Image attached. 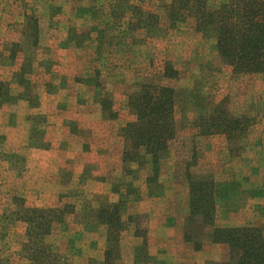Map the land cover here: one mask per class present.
Listing matches in <instances>:
<instances>
[{"label": "rangeland", "instance_id": "374dc122", "mask_svg": "<svg viewBox=\"0 0 264 264\" xmlns=\"http://www.w3.org/2000/svg\"><path fill=\"white\" fill-rule=\"evenodd\" d=\"M168 1L0 0V83L7 85L0 88L2 264H28L25 225L2 217L15 198L37 208L69 206L72 213L49 240L67 261L78 257L72 264H103L104 228L86 217L116 203L115 190L126 205L115 264H230L226 246L199 237L196 250L183 239L188 189L175 163L189 155L190 142L198 171L216 179L218 225L264 227V76L233 78L214 39L196 33L191 20L168 27L162 7ZM133 9L157 16V26L143 22L138 29L135 18L130 21ZM104 31L106 40L95 51L94 40ZM165 63L178 77L161 83L177 89L176 117L185 127L162 176L147 191L144 172L135 181L123 175V167L136 166L122 165L120 130L133 121L127 106L133 85L157 80ZM22 65L25 88L16 80ZM199 93L215 102L227 98L231 111L253 119L240 157H230L222 136L200 138L188 126ZM39 177L46 182L39 184ZM128 184L140 193L125 194L132 189ZM160 243L181 258L166 257Z\"/></svg>", "mask_w": 264, "mask_h": 264}, {"label": "trees", "instance_id": "16d2710c", "mask_svg": "<svg viewBox=\"0 0 264 264\" xmlns=\"http://www.w3.org/2000/svg\"><path fill=\"white\" fill-rule=\"evenodd\" d=\"M162 7L169 28L191 20L196 33L212 37L220 62L231 68L233 78L264 76V0H169ZM132 12L130 21L135 18L134 24H137L138 29H142L140 25L143 22H148L151 28L157 26V16L151 13L144 15L141 9H133ZM36 34V31L33 32L35 40ZM143 34L146 35L145 30ZM97 40L98 43L93 45L95 51L101 49L105 42V31L94 41ZM114 44L116 43L113 42ZM23 68L24 65L16 75V80L25 88L26 82L20 78ZM177 77V71L169 63H165L157 80L152 78L136 81L127 96V106L133 115V121L120 130L121 162L123 166L135 165L136 168L123 167V175H129L135 181L138 173L144 172L147 191L162 176L172 146L177 143L185 127L176 117L177 89L161 83L163 79L175 80ZM0 88H7V85L0 83ZM192 107L196 115L188 126L195 130L196 136H222L230 157H240L253 126V119L246 114L231 111L227 98L215 102L204 93L194 95ZM175 168L181 182L188 189V212L182 230L183 239L191 242L196 250L201 247V242H197L199 237L210 244L226 246L230 264H264V227L231 228L218 225L221 213L218 185L213 174L198 171V156L194 144L190 142L189 155L176 161ZM122 183L123 181L120 184ZM115 193L119 196L116 203L109 204L107 209L99 211L94 217H86L99 222L104 228L103 264H115L120 259L118 243L124 232L123 209L126 205L123 194L118 190ZM139 193L137 188L128 187L125 191V194ZM13 202L7 215L3 213L2 217L5 220L13 218L25 225L22 251L28 264H72L71 261L78 258L73 255L67 261L49 240L52 232L58 226H64L65 218L72 213L69 206L37 208L25 205L18 198L13 199ZM3 229L4 226L0 225V236ZM2 261L0 258V264Z\"/></svg>", "mask_w": 264, "mask_h": 264}, {"label": "crops", "instance_id": "0c3cea01", "mask_svg": "<svg viewBox=\"0 0 264 264\" xmlns=\"http://www.w3.org/2000/svg\"><path fill=\"white\" fill-rule=\"evenodd\" d=\"M30 151V150H29ZM32 151V150H31ZM26 155H27V153H26ZM28 158V157H27ZM28 162L30 163V160H28ZM37 176H42V174H40V175H37ZM45 179V180H44ZM41 182H46V178L45 177H39V179H38V183L40 184ZM47 185V184H46ZM38 187V186H37ZM39 188V187H38ZM37 188V189H38ZM42 191L41 190H38V191H36V196H34V198L35 197H37L38 195L40 196ZM45 196V195H47L46 193L45 194H42V196ZM47 198H48V196H47ZM35 206H38V205H35ZM174 228H175V226H174ZM181 229V228H180ZM181 239V238H180ZM181 242V241H180ZM163 247H165V256L166 257H168V256H174L175 258H176V256H178V257H180L181 255H182V253H180L179 251H170V252H168V250H167V243H160ZM214 246H217V245H212V247H214ZM193 254V258H194V262H195V256L197 255V253H195V252H192ZM170 258V257H169ZM181 258V257H180ZM192 258V257H191ZM158 260H161V259H158ZM163 260H165V261H162L164 264H171L170 263V261H168L167 262V260L166 259H163ZM196 262H197V259H196ZM163 263H159V264H163Z\"/></svg>", "mask_w": 264, "mask_h": 264}]
</instances>
